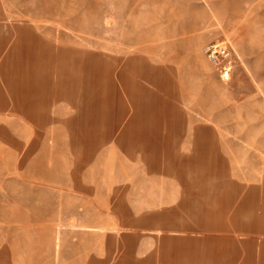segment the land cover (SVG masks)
<instances>
[{
    "label": "rangeland",
    "instance_id": "obj_1",
    "mask_svg": "<svg viewBox=\"0 0 264 264\" xmlns=\"http://www.w3.org/2000/svg\"><path fill=\"white\" fill-rule=\"evenodd\" d=\"M0 43V264H112L119 238L130 242L126 207L158 189L236 194L238 235L254 236L243 225L264 217V0H0ZM210 43L229 46L222 77ZM42 48L47 64L31 54ZM59 50L78 52L80 66ZM126 63L146 80L126 70L121 85ZM136 104L143 118L163 116L159 144L124 134ZM88 114L84 146L78 115ZM196 127L213 153L194 148Z\"/></svg>",
    "mask_w": 264,
    "mask_h": 264
},
{
    "label": "crops",
    "instance_id": "obj_2",
    "mask_svg": "<svg viewBox=\"0 0 264 264\" xmlns=\"http://www.w3.org/2000/svg\"><path fill=\"white\" fill-rule=\"evenodd\" d=\"M62 51L59 50L62 54L71 52L75 57L80 56L78 52ZM4 83L16 99L14 88ZM1 102L7 104L0 91ZM78 117L77 140L82 145L85 143L84 146L91 145L96 117L92 114ZM162 117L153 113L143 118L130 111L123 117L129 119L123 132L129 138L138 136L144 147L155 146L159 144L154 139L157 121ZM171 126V133L178 135L180 126ZM199 138H205L216 150V141L206 129L199 127L194 129L196 150ZM135 197L144 204L126 207L127 215L135 217L128 222L130 228L124 230L130 242L124 246L125 237L119 238L122 255L112 264H264V217L258 223L244 224L245 228H252L254 236L241 239L238 233L242 224L235 220L238 216L236 194L201 192L183 197L177 192L158 189V192H138Z\"/></svg>",
    "mask_w": 264,
    "mask_h": 264
},
{
    "label": "bare ground",
    "instance_id": "obj_3",
    "mask_svg": "<svg viewBox=\"0 0 264 264\" xmlns=\"http://www.w3.org/2000/svg\"><path fill=\"white\" fill-rule=\"evenodd\" d=\"M1 44V43H0ZM41 50H43V51H41ZM37 54H35V53H31L32 55H34V58H35V60H36V58H37V64H39V61H41V62H44L45 63V59H43L44 57H45V53H44V49L42 48ZM36 56V57H35ZM73 58L74 59H72V64L74 65H76V67H79L80 66V63H81V61L79 62V60L75 57V56H73ZM49 62V60H47L46 61V63L45 64H47ZM33 64H35V63H33ZM86 64V63H85ZM109 69H110V77H111V81L113 82V84H114V87H115V84H116V78H115V74L113 73V67H109ZM87 70V69H86ZM124 70V71H123ZM123 70H121V73H120V79H119V81L121 82V85H123V84H129L130 83V81H128L127 80V76L125 75V71L126 70H128V71H131V72H133L134 74H136V75H138L139 77H142L143 79H145L146 80V77L143 75V74H138L137 72H135L134 70H132V67L130 66V63H128V65H127V63L125 64V66H124V68H123ZM1 71H2V69H1ZM2 80L4 81V82H8V78H9V76H10V74H9V71L7 72V69H5V70H3L2 72ZM85 74V73H84ZM223 75H221V77H222ZM149 78V77H148ZM157 83V82H156ZM61 86H62V82H61ZM13 89V88H12ZM14 90H15V96H16V99H14L15 101H14V103H15V107H18L19 109H21V110H26L27 112H28V110H29V108L31 107L30 106V103L28 102H25L24 100L22 101L21 99H19V94H16V89L14 88ZM18 91V90H17ZM86 95H88V92H86ZM85 96V93H83V97ZM89 99H91L90 98V95L89 96H86L85 98H84V103H85V105H86V109H87V111H91L92 109H90V106H92V103H91V100H89ZM138 100H136L135 102H137ZM150 101L151 102H155V98L154 97H151L150 98ZM159 103H160V101L159 100H157L156 99V102H155V104L156 105H159ZM7 104L6 103H4V102H1V104H0V106H6ZM136 105H138V106H135V109H136V115L137 116H140L141 114L140 113H143V109L141 108V105H139V104H136ZM139 108V109H138ZM86 135V134H85ZM85 138V137H84ZM85 144V143H84ZM83 144V145H84ZM197 150H199V151H201V152H203V153H208V154H211V153H213L214 152V150H213V146L211 145V143H209L207 140H205V138H199V140H198V144H197Z\"/></svg>",
    "mask_w": 264,
    "mask_h": 264
},
{
    "label": "built area",
    "instance_id": "obj_4",
    "mask_svg": "<svg viewBox=\"0 0 264 264\" xmlns=\"http://www.w3.org/2000/svg\"><path fill=\"white\" fill-rule=\"evenodd\" d=\"M208 60L218 68L222 75H226L231 70V52L225 43H210L204 48Z\"/></svg>",
    "mask_w": 264,
    "mask_h": 264
}]
</instances>
